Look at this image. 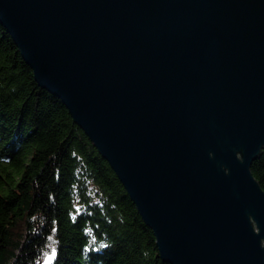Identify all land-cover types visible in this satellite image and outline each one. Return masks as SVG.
Here are the masks:
<instances>
[{
	"label": "water",
	"instance_id": "95a60500",
	"mask_svg": "<svg viewBox=\"0 0 264 264\" xmlns=\"http://www.w3.org/2000/svg\"><path fill=\"white\" fill-rule=\"evenodd\" d=\"M166 264H264V0H0Z\"/></svg>",
	"mask_w": 264,
	"mask_h": 264
},
{
	"label": "trees",
	"instance_id": "16d2710c",
	"mask_svg": "<svg viewBox=\"0 0 264 264\" xmlns=\"http://www.w3.org/2000/svg\"><path fill=\"white\" fill-rule=\"evenodd\" d=\"M250 171L264 191V151ZM0 264H166L114 172L1 25Z\"/></svg>",
	"mask_w": 264,
	"mask_h": 264
},
{
	"label": "rangeland",
	"instance_id": "374dc122",
	"mask_svg": "<svg viewBox=\"0 0 264 264\" xmlns=\"http://www.w3.org/2000/svg\"><path fill=\"white\" fill-rule=\"evenodd\" d=\"M49 257H51V259H49ZM52 259H53V253H50V254L46 257V263H49Z\"/></svg>",
	"mask_w": 264,
	"mask_h": 264
},
{
	"label": "snow or ice",
	"instance_id": "6c2138e0",
	"mask_svg": "<svg viewBox=\"0 0 264 264\" xmlns=\"http://www.w3.org/2000/svg\"><path fill=\"white\" fill-rule=\"evenodd\" d=\"M53 255H55V253L53 252ZM49 259H51V257H49Z\"/></svg>",
	"mask_w": 264,
	"mask_h": 264
}]
</instances>
